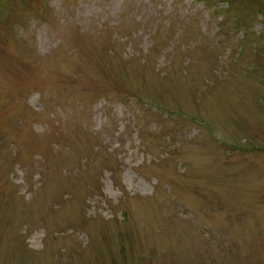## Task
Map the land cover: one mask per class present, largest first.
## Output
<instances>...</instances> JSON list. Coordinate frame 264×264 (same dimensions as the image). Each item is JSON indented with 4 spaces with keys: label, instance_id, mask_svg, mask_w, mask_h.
<instances>
[{
    "label": "rangeland",
    "instance_id": "1",
    "mask_svg": "<svg viewBox=\"0 0 264 264\" xmlns=\"http://www.w3.org/2000/svg\"><path fill=\"white\" fill-rule=\"evenodd\" d=\"M0 264H264V0H0Z\"/></svg>",
    "mask_w": 264,
    "mask_h": 264
}]
</instances>
